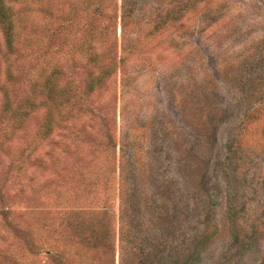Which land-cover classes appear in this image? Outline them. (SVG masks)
<instances>
[{"label": "rangeland", "instance_id": "obj_1", "mask_svg": "<svg viewBox=\"0 0 264 264\" xmlns=\"http://www.w3.org/2000/svg\"><path fill=\"white\" fill-rule=\"evenodd\" d=\"M6 1L0 100L58 95L0 128V264H264V0Z\"/></svg>", "mask_w": 264, "mask_h": 264}, {"label": "trees", "instance_id": "obj_2", "mask_svg": "<svg viewBox=\"0 0 264 264\" xmlns=\"http://www.w3.org/2000/svg\"><path fill=\"white\" fill-rule=\"evenodd\" d=\"M121 12L124 14V18L128 9H126V0H121ZM183 2L180 5H170L167 8H163L164 11L170 9V11H180L186 5ZM90 18L95 17L96 13L89 11ZM16 21L13 15V6L6 0H0V28L3 32L4 43L8 54L12 55L16 51V41L18 31L16 29ZM159 26H155L157 30ZM87 35L92 38L93 28L88 30ZM138 37H136L137 39ZM137 41V40H136ZM134 43H136L134 41ZM131 50H134V46ZM48 51H50L48 47ZM52 54L49 52L48 55ZM89 62L93 63L95 66L99 61L97 56H89ZM119 63H121L124 58L119 57ZM51 61H45L44 65L46 69H42L40 74L38 73L33 79V87L31 89L30 95L24 98L23 101L16 102L12 101V98L3 92L0 100V128L1 126H8L10 131L18 130L24 124L25 119L33 112L43 110L44 111V122L41 126L42 133H49L55 123V108L57 102L58 90L56 88V76L57 71L54 66H50ZM48 66V67H47ZM116 67V61L113 64H107L103 67V74L109 75L111 69ZM42 68V67H41ZM40 68V69H41ZM7 73L10 76L12 71L7 69ZM100 82L98 78L96 82H92L89 85V89L93 90L94 86ZM64 92V90H63ZM2 127V128H3Z\"/></svg>", "mask_w": 264, "mask_h": 264}]
</instances>
